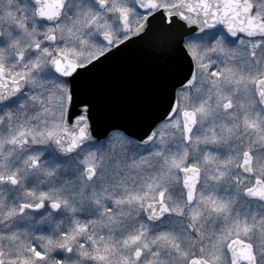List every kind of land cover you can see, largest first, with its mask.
I'll return each mask as SVG.
<instances>
[{
  "label": "snow or ice",
  "instance_id": "obj_1",
  "mask_svg": "<svg viewBox=\"0 0 264 264\" xmlns=\"http://www.w3.org/2000/svg\"><path fill=\"white\" fill-rule=\"evenodd\" d=\"M0 264H264V0H0Z\"/></svg>",
  "mask_w": 264,
  "mask_h": 264
},
{
  "label": "water",
  "instance_id": "obj_2",
  "mask_svg": "<svg viewBox=\"0 0 264 264\" xmlns=\"http://www.w3.org/2000/svg\"><path fill=\"white\" fill-rule=\"evenodd\" d=\"M140 70L139 61L134 58L122 61L121 66L101 71L99 81L104 84L109 81L129 82L131 75Z\"/></svg>",
  "mask_w": 264,
  "mask_h": 264
}]
</instances>
